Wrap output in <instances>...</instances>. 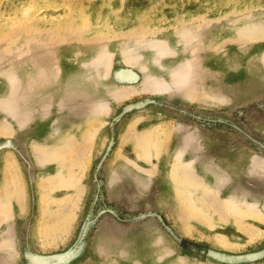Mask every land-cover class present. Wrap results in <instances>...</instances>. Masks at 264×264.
Wrapping results in <instances>:
<instances>
[{"label":"rangeland","instance_id":"1","mask_svg":"<svg viewBox=\"0 0 264 264\" xmlns=\"http://www.w3.org/2000/svg\"><path fill=\"white\" fill-rule=\"evenodd\" d=\"M0 264H264V0H0Z\"/></svg>","mask_w":264,"mask_h":264},{"label":"bare ground","instance_id":"2","mask_svg":"<svg viewBox=\"0 0 264 264\" xmlns=\"http://www.w3.org/2000/svg\"><path fill=\"white\" fill-rule=\"evenodd\" d=\"M3 203H5V202H3ZM241 216V215H240ZM242 217H244V216H242Z\"/></svg>","mask_w":264,"mask_h":264}]
</instances>
